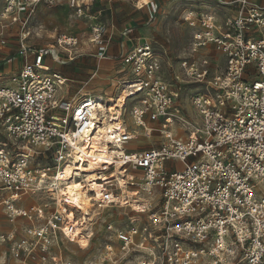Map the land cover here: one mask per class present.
<instances>
[{
  "label": "built area",
  "instance_id": "built-area-1",
  "mask_svg": "<svg viewBox=\"0 0 264 264\" xmlns=\"http://www.w3.org/2000/svg\"><path fill=\"white\" fill-rule=\"evenodd\" d=\"M192 2L214 7L187 11L194 32L178 72L147 40L130 49L122 45L119 59L129 78L117 86L134 94L130 116L136 130L127 125L126 107L116 103L111 110L104 97L67 100L61 94L67 80L46 60L74 61L78 37L57 36L55 29L54 46L39 49L28 42L45 32L44 26L31 28L41 6L67 5L87 21L89 43L106 49L112 33L93 0H5L0 48L10 45V30L18 25L17 56L27 62L0 86V208L12 226L0 227V242L9 243L20 264H73L51 262L52 249L62 253L58 237L73 243L84 236L91 245L99 220L108 234V256L115 240L123 255L141 253L137 264H197L203 258L264 264V7L257 0ZM134 31L126 28L121 35L133 42ZM212 46L221 60L211 54ZM105 52L101 59H107ZM188 89L190 115L183 99ZM137 132L157 134L162 146L125 149L119 156L116 151ZM96 140L114 164L103 163L95 172L99 198L85 171ZM70 166L72 180L84 186L93 204L89 215L60 192L61 170ZM44 195L53 209L43 219L48 204L23 203ZM113 210L128 211L130 221L147 216L146 225L116 226Z\"/></svg>",
  "mask_w": 264,
  "mask_h": 264
},
{
  "label": "rangeland",
  "instance_id": "rangeland-1",
  "mask_svg": "<svg viewBox=\"0 0 264 264\" xmlns=\"http://www.w3.org/2000/svg\"><path fill=\"white\" fill-rule=\"evenodd\" d=\"M135 5L140 4V6L144 5V7L150 5V0H134ZM193 0H155L157 4V12L155 13L154 18H152V23L158 22L159 24V35L157 38L159 42L165 43V48H167L168 55L172 62L175 63L176 68L175 71H179V61L187 57L189 51V45L192 40L194 29L193 26L189 25V22L192 20H188V12L194 11L196 8L204 7L213 9V5L204 2L203 4H198L192 2ZM259 6L264 7V0H257ZM5 5V0H0V12L3 10ZM143 7V8H144ZM189 10V11H188ZM188 11V12H187ZM31 28L33 31L38 32L37 28L39 26H44V33H41V37H35L29 39L30 46L34 48H46L55 45V36L53 35L54 30L57 28V36L60 34L67 35L69 37H78L81 47L84 52L89 53H97L95 51L96 46L91 44L82 43L83 40L87 38L89 35V26L87 21L84 19H79L75 16L74 12L67 7L66 5H57L52 8L48 6H41L36 12L35 16L31 19ZM19 26H14L10 30V35L13 37L10 40V48H1L0 53H4V56L0 55V86L3 85L4 80L10 79L13 75L22 68L26 61L18 58V41L15 38L19 33ZM146 31V30H145ZM146 35V34H145ZM146 37H148L146 35ZM79 47V49H80ZM5 53H9V56H6ZM171 53V55H170ZM98 54V53H97ZM163 58V57H162ZM110 78V77H109ZM109 78H103L100 80V83L97 85H89L86 90H92V92L81 90L82 92L93 93V95H99L106 99L113 98L115 99L118 94L123 90L118 86H112V82L108 81ZM122 78V79H121ZM129 78V74H122L117 78H112L113 80H118L120 83H124ZM106 80V81H105ZM120 80V81H119ZM122 81V82H121ZM118 85V84H117ZM81 87H85V85H80ZM61 94L67 100H71L70 88L66 87ZM189 96L190 89H188L183 94L184 106L188 111V114L193 113V109L189 105ZM135 106V103L131 100L128 102V108L125 114V119L128 126H131L132 129H136L131 120L130 112ZM137 130V129H136ZM137 140H135L133 146L129 149L137 150L138 152H145L152 148H160L163 144V140L159 138L157 134L153 135L150 138L142 137L140 132ZM131 143V144H132ZM33 199V201H32ZM38 198L28 197L25 199V202L33 203L31 207H37L40 205L48 204V208L44 212V217L46 218L50 211L53 209V203L49 195H44L43 198L39 201ZM26 207V206H25ZM27 207H29L27 205ZM30 208V207H29ZM114 216L113 219L115 221V225L121 228L131 225H139L145 226L148 217L142 216L138 217V220L130 221L125 217V213L130 214L128 211L124 213L122 210H113ZM113 212L107 211L110 215H113ZM105 213L107 216L108 214ZM131 215V214H130ZM119 217V218H118ZM104 218V216H103ZM119 220V221H118ZM137 221V222H136ZM44 222V221H43ZM26 221L20 220L19 225L24 226ZM103 222L99 220L95 225L94 232V241L89 244L88 238L79 237L78 240H74V242H70L64 238V236H59L58 241L61 244L62 253H59V249H52V256L54 259L51 261L52 263L58 262L61 258L62 261L72 262L73 264H137L140 254L133 253L132 255L125 256L119 250V243L115 240L112 242L115 246L114 254L108 256L107 250L105 249L106 243L109 242L108 234L103 229ZM0 227L2 230L7 231L12 228L11 225L8 224L5 211L0 208ZM80 240V241H79ZM90 245V247H89ZM89 247V248H88ZM107 258V259H106ZM0 264H20L12 255L11 249L9 247V243L0 242ZM197 264H214V261L210 258H203Z\"/></svg>",
  "mask_w": 264,
  "mask_h": 264
},
{
  "label": "crops",
  "instance_id": "crops-1",
  "mask_svg": "<svg viewBox=\"0 0 264 264\" xmlns=\"http://www.w3.org/2000/svg\"><path fill=\"white\" fill-rule=\"evenodd\" d=\"M93 1L95 3V11L102 12L101 20L106 24L109 32L112 33V40L108 47L106 49L96 47L95 51L98 54H87L83 49L81 50V47L79 46L80 49L78 47V54L75 60L67 61L65 64L56 63L50 58H47L46 60V63L52 71L59 73L67 80L65 88H70V94L71 97H73L71 100L78 98L80 95H84L81 93L82 89L86 90V87L89 85H98L100 80L103 78L107 79L110 77L108 81L112 82V86H117L119 83L118 80H113L112 78L115 79L124 74L123 71L125 70V67L119 59L122 51L124 50L122 47L123 44H125L127 49H130L137 45L138 40H147L153 44L157 52L164 60H166V57L170 59L167 48H165V43L157 41L159 40L157 35L160 34L159 23H152V18L155 16L153 7L154 5L157 6L155 0H150V5L146 7H144V5L140 6V4H137L136 7L134 0ZM126 28L135 29L134 33L131 35L133 42H129L128 38H124L121 35V32ZM145 34L148 37H146ZM53 35L55 36V33H53ZM82 43L90 44L89 35L85 40H83V42L81 41V44ZM7 48H10V45ZM104 50L106 51L105 54L107 59H101L99 57ZM210 52L216 60H221L222 56L220 53L215 51L213 46L210 47ZM5 54L6 56L10 55L9 53ZM0 55L4 56V53H0ZM18 58L22 59L21 57ZM30 61L32 60L30 59ZM22 68H20L17 72H19ZM80 85H85V87H81ZM86 91L92 92V90ZM98 96L99 95L96 97ZM31 204L24 202L23 206L27 207V205L31 206Z\"/></svg>",
  "mask_w": 264,
  "mask_h": 264
},
{
  "label": "bare ground",
  "instance_id": "bare-ground-1",
  "mask_svg": "<svg viewBox=\"0 0 264 264\" xmlns=\"http://www.w3.org/2000/svg\"><path fill=\"white\" fill-rule=\"evenodd\" d=\"M82 94L93 95L92 93H88V92H82ZM132 96H134V94L130 95L128 91L122 90L115 99L108 98V99H106V101H107V103H110L111 110H113L114 105L116 103L123 108L126 107V109H127L128 108V102L130 100V97H132ZM98 97L100 98L101 96H98ZM117 100H118V102H117ZM135 135H137V138H138L139 133L137 132V134H135ZM137 138L135 140H137ZM104 139L106 141V144L110 143L109 141L111 139L109 138L108 129H105V131H104ZM135 140H133L132 142H134ZM132 142H130L127 147H122L121 149L117 150L116 152L118 153V155L119 156L123 155V152L125 151V149H129V146L135 147V146H133L134 143H132ZM78 150H80V149H78ZM104 150H105L104 145H102V143H100L99 141L96 140V142H94V152H93V154H95L94 159H93V161H90L89 168H87L85 170L86 173L90 174V177L88 178V182H94L98 179L95 172L97 171V169H99L101 167V165L103 163L114 165L113 159L110 157V155H108L107 152L105 153ZM71 172H72V166L64 167L61 170V175H62V177H64V179H63V182L60 184V192L62 193V195L70 196L73 199H76V205L80 207V209L83 211V213H86V215L87 214L89 215L90 210L93 207V204L91 203V201H89V197L85 193L84 186L82 184L72 180L73 177H71V175H72ZM115 177L116 176H113L110 179H113ZM108 179L109 178H107L106 180H108ZM69 180H71V181H69ZM92 185H93L92 186L93 191L97 193L98 198H99L100 193L102 191L101 188H98L96 182H94ZM32 201H33V199H32ZM32 205L33 204H31V206ZM80 237L86 238L84 236H80ZM78 239H79V237L76 238L75 240H78Z\"/></svg>",
  "mask_w": 264,
  "mask_h": 264
},
{
  "label": "clouds",
  "instance_id": "clouds-1",
  "mask_svg": "<svg viewBox=\"0 0 264 264\" xmlns=\"http://www.w3.org/2000/svg\"><path fill=\"white\" fill-rule=\"evenodd\" d=\"M189 75H192L191 73H189ZM161 100H163V97H160ZM165 103H167V101H165ZM160 109H158L159 111ZM137 121H138V117H137ZM187 207V206H186ZM152 264H156V261H152Z\"/></svg>",
  "mask_w": 264,
  "mask_h": 264
}]
</instances>
